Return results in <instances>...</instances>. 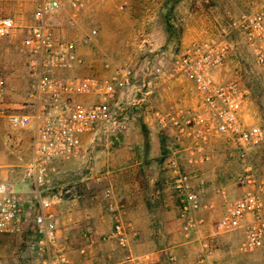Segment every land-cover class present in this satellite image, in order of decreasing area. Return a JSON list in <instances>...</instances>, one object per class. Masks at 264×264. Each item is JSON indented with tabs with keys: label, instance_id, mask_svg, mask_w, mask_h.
Here are the masks:
<instances>
[{
	"label": "crops",
	"instance_id": "0c3cea01",
	"mask_svg": "<svg viewBox=\"0 0 264 264\" xmlns=\"http://www.w3.org/2000/svg\"><path fill=\"white\" fill-rule=\"evenodd\" d=\"M16 25L7 36L0 37V74L5 86L0 97V110L4 111L0 113V168L1 178H11L14 189L21 194L28 223L12 239L0 236V244L14 241L11 254L0 249L4 263L37 264L31 229L37 211L53 215L56 235L53 252L65 260L102 264L120 261L125 251L105 238L111 230L106 205L112 201L120 206L128 225L130 251L143 257L146 264H196L197 256L204 253V242L215 233L224 198H234L243 190L236 180L241 171L237 152L223 137L214 136L202 142L208 154V159L203 160L195 148L196 140L177 134L170 127L161 128L150 110L135 113L133 108L127 121L128 130L123 135L102 131L86 134L81 138L77 155L55 162L47 184L39 190L38 202L33 186L9 173L11 167H21L30 160L34 139L33 129L12 130L6 117L33 110L27 98L29 78L21 43L27 26ZM139 42L147 46L149 40L144 37ZM163 55V52L156 58L145 55L139 64H130L135 76L132 87L125 90L129 92L128 98L135 97L136 84L144 80L149 99L160 110L195 113L200 96L190 80L167 75L171 63L168 67L161 66L162 74L143 73L145 64L165 65ZM220 66L213 71V77L224 82L220 78ZM173 160L180 174L190 176L189 187L197 194L200 204L191 213L195 225L187 233L179 219L181 194L175 188L177 174L171 165ZM104 190L109 191L108 198L102 195ZM242 239L241 229L218 235L207 261L259 264L257 253L239 251Z\"/></svg>",
	"mask_w": 264,
	"mask_h": 264
},
{
	"label": "built area",
	"instance_id": "2783aa9c",
	"mask_svg": "<svg viewBox=\"0 0 264 264\" xmlns=\"http://www.w3.org/2000/svg\"><path fill=\"white\" fill-rule=\"evenodd\" d=\"M31 24L26 27L22 48L26 56L29 78L27 98L31 113L7 114L12 130L33 129L34 139L30 160L21 167H11L14 174L34 188V198L40 202L39 190L47 184L54 170V163L78 154L81 138L99 130L121 136L127 132V111L142 108L151 111L161 128H172L177 134L196 140L195 148L203 160L208 159L202 142L210 137H223L241 160V171L236 180L242 192L234 198H224L223 212L215 223V233L204 242V253L196 258V264H213L207 261L215 238L220 234L243 230L238 249L241 253L264 254V180L260 179L249 160L251 146L264 138L263 130L246 123L242 114L244 92L238 81L228 79L218 82L213 71L220 66L227 54L226 35L239 33L258 64H264V11H254L232 19L227 29L210 35L204 41L189 47L176 57L167 75L190 80L200 96L198 111L182 109L160 110L149 99L147 83L141 80L134 88L135 97L122 98L126 88L132 87L135 70L130 64L111 68L103 64L109 74L105 78L96 75L70 74L84 64L73 40L56 37L48 24L49 16L64 12L74 19L86 10L88 0H33ZM124 9V3L117 5ZM15 21L0 16V37L16 29ZM230 29V30H229ZM96 34L92 29L83 39L88 42ZM143 73L162 74L160 66L145 64ZM4 79L0 74V97L4 93ZM3 114L4 111L0 110ZM175 188L181 194L179 219L187 233L194 227L192 211L200 206L197 194L189 187L190 176L180 174L175 160ZM102 195L108 198L109 191ZM111 216V230L105 236L125 251L122 259L114 264H146L145 259L130 251V232L120 211V206L107 202ZM25 202L14 189L13 180L1 178L0 168V236H15L27 226ZM31 229L34 232L33 247L37 264H102L73 263L53 252L56 245L53 215L37 211L33 215ZM0 264H5L0 258Z\"/></svg>",
	"mask_w": 264,
	"mask_h": 264
},
{
	"label": "rangeland",
	"instance_id": "374dc122",
	"mask_svg": "<svg viewBox=\"0 0 264 264\" xmlns=\"http://www.w3.org/2000/svg\"><path fill=\"white\" fill-rule=\"evenodd\" d=\"M120 3H124L121 11L117 9ZM33 8V0H0V14L10 16L22 28L31 24ZM259 10L264 11V0H88L79 16L72 19L58 12L49 16L48 24L56 37L75 41L84 58V64L70 74L105 78L109 74L103 67L106 62L111 68L139 64L145 55L156 58L160 52L165 57V65L160 67H168L192 45L218 34L223 27L226 30L230 20ZM92 29L95 36L83 42ZM144 37L149 40L147 46L139 42ZM225 38L228 50L220 66V78L238 81L244 92V120L264 133V64L255 62L239 33L230 30ZM136 79L140 77L136 75ZM128 94L124 91L122 98H128ZM248 157L256 175L264 180V138L250 147ZM13 246L14 241L8 240L6 245L0 244V249L11 254ZM257 254L256 260L264 264V254Z\"/></svg>",
	"mask_w": 264,
	"mask_h": 264
}]
</instances>
